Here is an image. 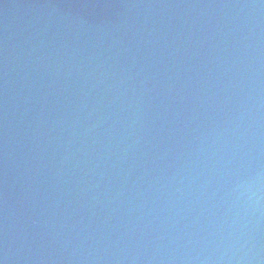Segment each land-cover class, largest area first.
I'll use <instances>...</instances> for the list:
<instances>
[{
    "label": "water",
    "instance_id": "water-1",
    "mask_svg": "<svg viewBox=\"0 0 264 264\" xmlns=\"http://www.w3.org/2000/svg\"><path fill=\"white\" fill-rule=\"evenodd\" d=\"M0 264H264V0H0Z\"/></svg>",
    "mask_w": 264,
    "mask_h": 264
}]
</instances>
